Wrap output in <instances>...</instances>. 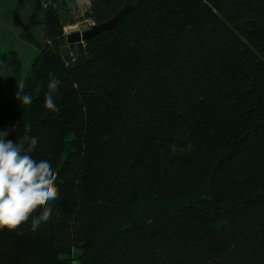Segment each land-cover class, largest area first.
Instances as JSON below:
<instances>
[{"label":"trees","instance_id":"16d2710c","mask_svg":"<svg viewBox=\"0 0 264 264\" xmlns=\"http://www.w3.org/2000/svg\"><path fill=\"white\" fill-rule=\"evenodd\" d=\"M29 1L37 53L24 77L3 54L0 129L40 134L60 192L48 223L0 230V264H264V0H89L96 25L130 9L67 55L64 0Z\"/></svg>","mask_w":264,"mask_h":264},{"label":"clouds","instance_id":"9594fccd","mask_svg":"<svg viewBox=\"0 0 264 264\" xmlns=\"http://www.w3.org/2000/svg\"><path fill=\"white\" fill-rule=\"evenodd\" d=\"M62 73H53L48 81L44 104L63 103L56 89L62 81ZM21 84L19 89H23ZM18 89L16 96L23 105H31V94ZM8 132L0 129V230L11 228L26 216L39 227L54 215L53 202L59 196L56 183L57 159L54 153L36 148L40 134L30 137L27 144L7 139ZM43 202V207L33 210Z\"/></svg>","mask_w":264,"mask_h":264},{"label":"rangeland","instance_id":"374dc122","mask_svg":"<svg viewBox=\"0 0 264 264\" xmlns=\"http://www.w3.org/2000/svg\"><path fill=\"white\" fill-rule=\"evenodd\" d=\"M64 3L66 9L63 11V16L72 17L77 22L84 18L90 2L89 0H64ZM32 7L29 0H0V74L2 75L10 72L3 58V54L7 51L16 52L20 58L21 67L18 77L27 75L37 53L36 48L22 38L23 27L28 24L29 16L33 15ZM72 25H66L63 28L64 35L74 32L70 28ZM31 32L37 42L40 44L45 42L40 26L32 28ZM79 253L77 250L73 251L70 258L76 257Z\"/></svg>","mask_w":264,"mask_h":264},{"label":"water","instance_id":"95a60500","mask_svg":"<svg viewBox=\"0 0 264 264\" xmlns=\"http://www.w3.org/2000/svg\"><path fill=\"white\" fill-rule=\"evenodd\" d=\"M129 9H130V6L125 7L107 22L93 26L92 28L85 30L83 32L74 31V32L68 33L67 35H65L66 45L60 47V53L62 55H67L69 53L70 45L84 43L85 41L89 40L93 36H96L100 33L114 29L119 24V22L122 20L125 13L129 11Z\"/></svg>","mask_w":264,"mask_h":264},{"label":"built area","instance_id":"2783aa9c","mask_svg":"<svg viewBox=\"0 0 264 264\" xmlns=\"http://www.w3.org/2000/svg\"><path fill=\"white\" fill-rule=\"evenodd\" d=\"M93 26H96L95 21L91 18L84 17L82 18V20H79L75 24L70 26V28L72 29L71 31L83 32L92 28Z\"/></svg>","mask_w":264,"mask_h":264}]
</instances>
